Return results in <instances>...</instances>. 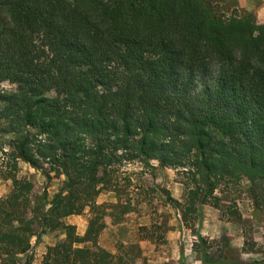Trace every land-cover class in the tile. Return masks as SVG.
Wrapping results in <instances>:
<instances>
[{"label": "trees", "instance_id": "trees-1", "mask_svg": "<svg viewBox=\"0 0 264 264\" xmlns=\"http://www.w3.org/2000/svg\"><path fill=\"white\" fill-rule=\"evenodd\" d=\"M0 133V172L66 175L35 211L66 230L42 264H125L98 244L97 202L124 162L182 170L186 225L221 183L264 181V23L212 0H0ZM33 188L0 196V264H30ZM87 208L84 235L63 223Z\"/></svg>", "mask_w": 264, "mask_h": 264}, {"label": "rangeland", "instance_id": "rangeland-1", "mask_svg": "<svg viewBox=\"0 0 264 264\" xmlns=\"http://www.w3.org/2000/svg\"><path fill=\"white\" fill-rule=\"evenodd\" d=\"M212 3L228 14L247 12L237 0ZM11 138L12 134L0 133V149L9 150ZM13 177L34 183L27 218L34 221L35 235L31 249L20 258L22 263L29 257L30 264H42L48 247L64 240L66 230L41 226L35 211L50 206L66 175L49 179L20 161L16 172L6 168L0 172L1 197L11 194ZM187 191L180 168L161 166L157 160L149 166L124 162L97 198L106 207V228L98 244L123 257L125 264H264V181L221 183L215 192L220 206L200 204L189 225L181 213L189 201ZM92 215L89 208L73 215L78 234H85ZM66 218L63 223L68 224Z\"/></svg>", "mask_w": 264, "mask_h": 264}, {"label": "crops", "instance_id": "crops-1", "mask_svg": "<svg viewBox=\"0 0 264 264\" xmlns=\"http://www.w3.org/2000/svg\"><path fill=\"white\" fill-rule=\"evenodd\" d=\"M238 6H241L247 12L254 13L259 22L264 23V0H237ZM75 217L70 215L66 218L68 224H74Z\"/></svg>", "mask_w": 264, "mask_h": 264}]
</instances>
